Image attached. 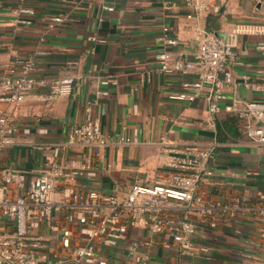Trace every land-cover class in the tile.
Here are the masks:
<instances>
[{
	"label": "crops",
	"instance_id": "crops-1",
	"mask_svg": "<svg viewBox=\"0 0 264 264\" xmlns=\"http://www.w3.org/2000/svg\"><path fill=\"white\" fill-rule=\"evenodd\" d=\"M205 3L204 9L193 11L185 0H28L26 5L36 15L27 26L13 13L17 0H0V83L16 58L33 64L34 78L49 83L74 78L70 92L53 101L45 100L43 89L15 108L1 105L15 116L18 130L14 144L0 157V171H23L29 181L45 169V155L57 148L61 162L75 160L76 167L88 162L96 170L94 178L81 175L64 181L60 189L79 193L96 189L122 199L131 186L158 181L171 149L183 157L187 146H211V156L200 165L208 172L202 188L211 199L264 193V146L248 143L223 110L212 116L203 100L171 98L180 82L193 79V74L169 76L155 69L157 51L191 60L203 38L215 36L231 43L234 53L227 67L230 80L222 76L227 99L256 97L243 86L241 76L248 75L251 82L264 80L257 74L264 70V54L255 50L264 42V33L234 34V30L264 26V0ZM51 15L69 20L50 29ZM164 27L166 36L178 41L176 46L160 40ZM106 80L108 85L103 86ZM87 118L97 121L108 139L98 157L78 141L65 144L69 129ZM119 138L134 142L120 145ZM11 226L9 220L0 219V228ZM261 226L253 216L214 228L200 223L194 241L207 251L196 254L163 248L161 236L130 226L123 240L115 246L98 244L95 253L107 264H128L136 244L135 251L148 253L151 264H252L262 256ZM72 231L77 236L75 228ZM35 233L42 241L40 264H78L72 249H63L59 236L46 225ZM77 242L89 244L81 237Z\"/></svg>",
	"mask_w": 264,
	"mask_h": 264
},
{
	"label": "built area",
	"instance_id": "built-area-1",
	"mask_svg": "<svg viewBox=\"0 0 264 264\" xmlns=\"http://www.w3.org/2000/svg\"><path fill=\"white\" fill-rule=\"evenodd\" d=\"M17 1L18 5L13 11L17 21L31 25L36 15L35 9L26 5L28 0ZM185 2L193 11L206 6L205 0ZM103 9L112 10L107 6ZM68 20L66 16L51 15L48 28L54 29ZM162 31L160 40L165 46L178 44L175 38L166 36V27ZM241 33H264V26H241L234 30V34ZM255 50L264 54V42L257 43ZM233 57L231 43L215 36H206L191 60L183 59L182 54L173 58L168 51L160 50L154 54L153 61L156 71L164 75H194L193 79L180 82L179 90L171 95L172 99L188 103L203 100L212 116L223 110L233 117L240 135L248 143L264 146V80L251 82L248 75H242L243 86L256 97L247 101L236 98L228 100L222 76L226 81L230 80L227 67ZM34 71L30 61L16 58L1 80L0 157L14 144L18 130L15 116L1 105L15 108L43 89L47 90L45 100L53 101L67 95L74 83L72 76L49 83L34 78ZM257 74L264 78V70ZM108 82L102 81L101 84L108 85ZM77 141L90 148L95 157L108 145L100 124L90 118L69 129L65 144L73 146ZM133 142L124 138L117 140L120 145ZM170 151L165 161L166 168L158 181L151 186L133 185L122 199L96 189L86 193L60 189L64 181H75L81 175L94 178L96 170L88 162L78 167L74 166L75 160L61 162L57 148L45 155V169L29 181L23 171L2 169L0 219L9 220L12 226L10 229L0 228V264H40L38 253L42 241L35 230L41 224L59 236L63 249H72L76 263L107 264L96 256L95 246H115L126 237L130 226H139L153 236H161L160 245L163 248L196 254L207 251L205 246L194 241L200 223L214 228L219 223H229L247 216H253L262 225L259 228L262 256L254 258L252 264H264V193L213 200L202 188L204 175L208 172L202 171L200 166L201 161L211 156L212 147L187 146L181 151L183 157L176 155L178 151L175 149ZM72 228H75L77 236H74ZM80 237L89 244L80 245L77 242ZM136 247V244L132 245L133 252L128 264H151V256L135 251Z\"/></svg>",
	"mask_w": 264,
	"mask_h": 264
}]
</instances>
